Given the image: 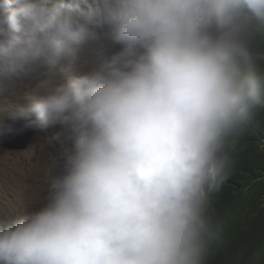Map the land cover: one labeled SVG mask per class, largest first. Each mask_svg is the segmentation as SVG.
<instances>
[{"label": "clouds", "instance_id": "obj_1", "mask_svg": "<svg viewBox=\"0 0 264 264\" xmlns=\"http://www.w3.org/2000/svg\"><path fill=\"white\" fill-rule=\"evenodd\" d=\"M262 124L264 0H0V264H264Z\"/></svg>", "mask_w": 264, "mask_h": 264}, {"label": "rangeland", "instance_id": "obj_2", "mask_svg": "<svg viewBox=\"0 0 264 264\" xmlns=\"http://www.w3.org/2000/svg\"><path fill=\"white\" fill-rule=\"evenodd\" d=\"M58 131V128H56L55 131H51V129L48 128V131L45 132L44 130H41V132L36 135L34 141L36 143L35 151L40 156L38 162H36L35 159L31 157L28 158L26 160L27 169L20 168L17 171L19 174L15 175L25 188L29 187L32 195H40L42 185L40 183H37L36 180L45 183V177L50 163V154H57L59 152L60 144L65 145L63 139L58 140L55 138V134ZM35 165L36 168L32 170V167H34ZM27 197L28 200H33L32 197Z\"/></svg>", "mask_w": 264, "mask_h": 264}, {"label": "trees", "instance_id": "obj_3", "mask_svg": "<svg viewBox=\"0 0 264 264\" xmlns=\"http://www.w3.org/2000/svg\"><path fill=\"white\" fill-rule=\"evenodd\" d=\"M259 137H261V139H264V124H262V127L258 130V135ZM247 160V156L246 154H243L240 160V163L238 165V168L241 167L242 165H244V163Z\"/></svg>", "mask_w": 264, "mask_h": 264}]
</instances>
